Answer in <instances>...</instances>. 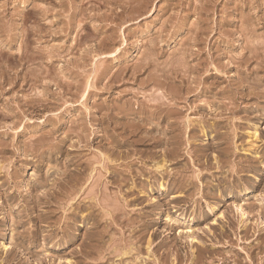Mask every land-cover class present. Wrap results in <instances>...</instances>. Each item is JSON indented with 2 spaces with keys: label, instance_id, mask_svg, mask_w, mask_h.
<instances>
[{
  "label": "rangeland",
  "instance_id": "rangeland-1",
  "mask_svg": "<svg viewBox=\"0 0 264 264\" xmlns=\"http://www.w3.org/2000/svg\"><path fill=\"white\" fill-rule=\"evenodd\" d=\"M263 39L264 0H0V264H264Z\"/></svg>",
  "mask_w": 264,
  "mask_h": 264
},
{
  "label": "bare ground",
  "instance_id": "bare-ground-1",
  "mask_svg": "<svg viewBox=\"0 0 264 264\" xmlns=\"http://www.w3.org/2000/svg\"><path fill=\"white\" fill-rule=\"evenodd\" d=\"M128 1V0H127ZM258 1V0H257ZM121 3V2H120ZM135 3V2H134ZM137 3V2H136ZM128 4V3H127ZM139 4V3H138ZM93 5V4H92ZM94 6V5H93ZM135 7V6H134ZM114 9V8H113ZM236 10V9H235ZM84 11V10H83ZM105 12V11H104ZM129 12V11H128ZM108 13V12H107ZM90 14H92V13H90ZM125 15V14H124ZM90 17V16H89ZM215 17V16H214ZM78 18V17H77ZM126 18V17H125ZM124 20V19H123ZM242 20V19H241ZM115 25V24H114ZM246 25V24H245ZM247 25H250V24H248L247 23ZM243 27V26H242ZM247 28V27H246ZM250 29H251V27H250ZM160 30V29H159ZM246 30V29H245ZM248 31V30H247ZM255 30H253V32H254ZM252 32V33H253ZM25 33V32H24ZM245 33V32H244ZM35 34V33H34ZM260 34V33H259ZM258 34V35H259ZM169 35V34H168ZM245 35V34H244ZM248 35V34H247ZM189 36V35H188ZM163 38V37H162ZM247 39V38H246ZM46 40V39H45ZM264 40V39H263ZM248 41V40H247ZM150 42V41H149ZM196 42H198V41H196ZM241 42V41H240ZM260 42V41H259ZM185 43V42H184ZM256 44V43H255ZM146 45V44H145ZM253 46V45H252ZM259 46V45H258ZM247 47V46H246ZM263 47H264V45H263ZM35 48V47H34ZM185 48V47H184ZM152 49V48H151ZM189 49V48H188ZM191 49V48H190ZM200 49V48H199ZM258 49V48H257ZM263 49V48H262ZM262 49H260V50H262ZM46 50V49H45ZM52 51V50H51ZM151 51V50H150ZM185 51V50H184ZM190 51V50H189ZM253 51V50H252ZM264 51V50H263ZM147 52V51H146ZM200 52V51H199ZM245 52V51H244ZM29 53V52H28ZM143 53V52H142ZM1 54V53H0ZM35 54V53H34ZM50 54V53H49ZM258 54V53H257ZM264 54V53H263ZM31 55V54H30ZM33 55V54H32ZM48 55V54H47ZM55 55H57V54H55ZM253 55H256V54H253ZM28 56V55H27ZM51 56V55H50ZM150 56V55H149ZM154 56H155V54H154ZM181 56V55H180ZM39 57V56H38ZM183 57H185V56H183ZM251 57V56H250ZM255 57V56H254ZM181 58V57H180ZM262 58V57H261ZM53 59V58H52ZM249 59V58H248ZM154 60V59H153ZM232 60V59H231ZM149 61H150V59H149ZM155 61V60H154ZM173 61V60H172ZM259 61V60H258ZM262 61V60H261ZM152 62V61H151ZM150 62V63H151ZM178 62V61H177ZM182 62V61H181ZM188 62V61H187ZM247 62V61H246ZM144 63H146V62H144ZM149 63V62H148ZM157 63V62H156ZM185 63V62H184ZM212 63V62H211ZM260 63V62H259ZM53 64V63H52ZM200 64V63H199ZM228 64V63H227ZM257 64V63H256ZM43 65V64H42ZM143 65V64H142ZM144 65H146V64H144ZM178 65V64H177ZM157 66V65H156ZM155 66V67H156ZM171 66V65H170ZM182 66H184V65H182ZM186 66V65H185ZM199 66V65H198ZM247 66V65H246ZM257 66V65H256ZM143 67V66H142ZM146 67V66H145ZM240 67H241V65H240ZM135 68V67H134ZM158 68V67H157ZM159 68H160V66H159ZM162 68V67H161ZM174 68V67H173ZM45 70V69H44ZM133 70V69H132ZM167 70V69H166ZM254 70V69H253ZM50 71V70H49ZM155 71V70H154ZM37 72V71H36ZM51 72V71H50ZM159 72V71H158ZM168 72V71H167ZM134 73V72H133ZM148 73V72H147ZM157 73V72H156ZM155 73V74H156ZM180 73V72H179ZM34 74V73H33ZM39 74V73H38ZM165 74V73H164ZM36 75V74H35ZM34 75V76H35ZM111 75V74H110ZM136 75V74H135ZM151 75V74H150ZM160 75H161V73H160ZM168 75H169V73H168ZM184 75V74H183ZM188 75V74H187ZM45 76V75H44ZM123 76V75H122ZM138 76H140V75H138ZM16 77V76H15ZM134 77V76H133ZM90 78V77H89ZM132 78V77H131ZM178 78V77H177ZM258 78V77H257ZM29 79V78H28ZM54 79V78H53ZM160 79V78H159ZM180 79V78H179ZM118 80V79H117ZM125 80V79H124ZM173 80V79H172ZM251 80V79H250ZM259 80V79H258ZM147 81V80H146ZM155 81H156V79H155ZM164 81V80H163ZM162 81V82H163ZM170 81V80H169ZM227 81V80H226ZM247 81V80H246ZM44 82V81H43ZM122 82V81H121ZM151 82V81H150ZM159 82V81H158ZM167 82V81H166ZM187 82V81H186ZM252 82V81H251ZM71 83V82H70ZM42 84V83H41ZM69 84V83H68ZM140 84V83H139ZM158 84H160V83H158ZM244 84V83H243ZM242 84V85H243ZM6 85V84H5ZM144 85V84H143ZM156 85V84H155ZM163 85V84H162ZM165 85V84H164ZM258 85H260V84H258ZM12 86V85H11ZM161 86V85H160ZM240 86V85H239ZM256 86V85H255ZM162 87V86H161ZM242 87V86H241ZM248 88L250 87V86H247ZM29 89V88H28ZM155 89H156V87H155ZM170 89V88H169ZM185 89V88H184ZM263 89V88H262ZM154 90V89H153ZM158 90H160V89H158ZM161 91H162V89H161ZM156 92V91H155ZM154 92V93H155ZM157 94H158V92H157ZM31 95H33V94H31ZM134 95V94H133ZM195 95V94H194ZM250 95V94H249ZM28 96V95H27ZM41 96V95H40ZM43 96V95H42ZM159 96V95H158ZM156 97V96H155ZM174 97V96H173ZM255 97V96H254ZM165 98V97H164ZM245 98V97H244ZM248 98V97H247ZM151 99V98H150ZM162 99V98H161ZM262 99V98H261ZM149 100V99H148ZM153 100V99H152ZM152 100H149V101H151L152 102ZM157 100V99H156ZM155 100V101H156ZM186 100V99H185ZM139 101V100H138ZM141 101V100H140ZM162 101H163V99H162ZM154 102V101H153ZM168 102V101H167ZM161 103V102H160ZM171 103V102H170ZM169 103V104H170ZM230 103V102H229ZM173 104V103H172ZM135 105H136V103H135ZM145 105V104H144ZM143 106V105H142ZM162 106V105H161ZM169 107V106H168ZM171 107V106H170ZM229 107V106H228ZM264 107V106H263ZM146 108V107H145ZM149 108V107H148ZM152 108H154V107H152ZM151 108V109H152ZM160 108V107H159ZM187 108V107H186ZM147 109V108H146ZM210 109V108H209ZM192 110V109H191ZM160 111V110H159ZM165 111V110H164ZM197 112V111H196ZM127 113V112H126ZM131 113V112H130ZM157 114V113H156ZM205 114V113H204ZM4 115V114H3ZM153 115V114H152ZM180 116V115H179ZM153 117V116H152ZM151 117V118H152ZM187 118V117H186ZM167 119V118H166ZM151 120V119H150ZM74 121V120H73ZM116 121V120H115ZM108 122V121H107ZM158 122V121H157ZM187 122V121H186ZM116 126V125H115ZM164 126V125H163ZM104 127V126H103ZM166 127H167V125H166ZM104 130V129H103ZM74 131H76V130H74ZM80 131V130H79ZM79 131H77V132H79ZM128 132V131H127ZM138 133V132H137ZM129 135V134H128ZM155 135V134H154ZM231 135V134H230ZM114 136V135H113ZM131 136V135H130ZM35 140V139H34ZM131 140V139H130ZM111 141V140H110ZM134 141V140H133ZM27 142V141H26ZM138 144V143H137ZM32 145V144H31ZM31 145H30V147H31ZM144 145V144H143ZM153 145V144H152ZM34 147V146H33ZM149 148V147H148ZM36 149V148H35ZM222 152V151H221ZM235 154V153H234ZM106 162V161H105ZM131 162V161H130ZM4 166V165H3ZM249 167V166H248ZM129 170V169H128ZM173 171V170H172ZM235 173V172H234ZM92 175V174H91ZM190 181V180H189ZM166 188V187H165ZM107 190V189H106ZM94 193V192H93ZM42 194V193H41ZM87 194V193H86ZM88 194H90V193H88ZM166 194V193H165ZM107 196V195H106ZM95 197V196H94ZM108 197V196H107ZM73 199V198H72ZM103 203H105V202H103ZM109 207V206H108ZM195 207V206H194ZM37 208V207H36ZM63 208V207H62ZM248 214V213H247ZM242 215V214H241ZM202 217V216H201ZM16 226V225H15ZM259 228V227H258ZM18 231V230H17ZM246 236V235H245ZM186 238V237H185ZM20 248V247H19ZM258 248V247H257ZM24 249V248H23ZM256 252V251H255ZM195 260V259H194Z\"/></svg>",
  "mask_w": 264,
  "mask_h": 264
}]
</instances>
